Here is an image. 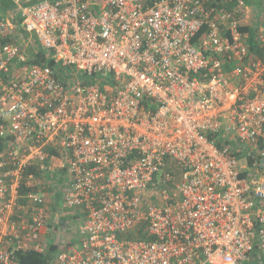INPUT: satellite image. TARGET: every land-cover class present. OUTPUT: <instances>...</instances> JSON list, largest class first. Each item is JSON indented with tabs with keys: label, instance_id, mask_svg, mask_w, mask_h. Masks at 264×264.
Wrapping results in <instances>:
<instances>
[{
	"label": "built area",
	"instance_id": "2783aa9c",
	"mask_svg": "<svg viewBox=\"0 0 264 264\" xmlns=\"http://www.w3.org/2000/svg\"><path fill=\"white\" fill-rule=\"evenodd\" d=\"M12 1L0 264H264V3Z\"/></svg>",
	"mask_w": 264,
	"mask_h": 264
},
{
	"label": "trees",
	"instance_id": "16d2710c",
	"mask_svg": "<svg viewBox=\"0 0 264 264\" xmlns=\"http://www.w3.org/2000/svg\"><path fill=\"white\" fill-rule=\"evenodd\" d=\"M41 0H30L29 2H24V5L27 4H33V3H38ZM210 1H215V2H221V0H208ZM234 2H238L239 0H233ZM247 4L253 5L254 0H244ZM233 2V3H234ZM257 2V1H256ZM2 13L4 14H10L12 13L15 9H16V4L12 1V0H2ZM264 0H259L258 1V5L260 4L261 6H263ZM250 48L253 51H258L259 49L256 45L255 42H253L251 40L250 42ZM30 53L32 55L33 50L30 49ZM34 55V54H33ZM32 63L38 64V65H47L51 68L55 67V62L53 60H47L46 59V54L41 50L39 51V53L36 56L32 57ZM56 71V75L59 79H64L65 74L67 73V71H65L64 69H61L60 67L58 69H54ZM50 195H52L51 197H53V191L49 190ZM58 200V199H55ZM65 237V234L64 236ZM62 237V238H63ZM63 247L62 244L55 243L54 245H51L49 250L45 253H39V252H28V253H21L18 255V260L21 264H53L55 262V257H56V253L58 252L59 249H61ZM257 253V251L255 250V254ZM255 256L252 257V259L250 261H246L243 262L241 264H258V262H256L255 260ZM258 259V258H257Z\"/></svg>",
	"mask_w": 264,
	"mask_h": 264
},
{
	"label": "crops",
	"instance_id": "0c3cea01",
	"mask_svg": "<svg viewBox=\"0 0 264 264\" xmlns=\"http://www.w3.org/2000/svg\"><path fill=\"white\" fill-rule=\"evenodd\" d=\"M257 1V2H256ZM258 1L259 0H254V3L255 4H253V5H250V4H248L249 6H250V8H252V10H256V9H261V5L259 4L258 5ZM72 213V212H71ZM72 215H73V213H72ZM73 220V216L72 217H70V220L69 221H66L65 219H62V225H63V227H62V232H61V234H62V237H63V234H66V238L64 237V239L62 238V240H66L67 238H68V236H67V233H66V231L64 230L65 229V227L68 225V224H70L71 222H73L72 221ZM75 222H76V218H75ZM65 226V227H64ZM61 227V226H60ZM49 239H50V242L51 243H54V241H55V239H53L52 237H49Z\"/></svg>",
	"mask_w": 264,
	"mask_h": 264
},
{
	"label": "rangeland",
	"instance_id": "374dc122",
	"mask_svg": "<svg viewBox=\"0 0 264 264\" xmlns=\"http://www.w3.org/2000/svg\"><path fill=\"white\" fill-rule=\"evenodd\" d=\"M70 217H72V213H71L70 209H67L66 211L63 212L62 219H65L66 221H69ZM71 223H74V221L71 222ZM63 236H64V234H63ZM65 238H66V234H65ZM63 239H64V237H63Z\"/></svg>",
	"mask_w": 264,
	"mask_h": 264
}]
</instances>
